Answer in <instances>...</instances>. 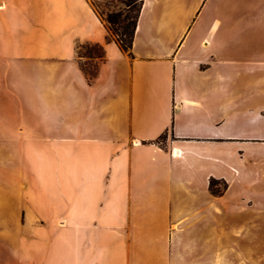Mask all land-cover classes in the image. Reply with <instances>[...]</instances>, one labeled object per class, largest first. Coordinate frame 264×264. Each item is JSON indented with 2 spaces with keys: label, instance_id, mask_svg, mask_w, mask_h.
Instances as JSON below:
<instances>
[{
  "label": "crops",
  "instance_id": "1",
  "mask_svg": "<svg viewBox=\"0 0 264 264\" xmlns=\"http://www.w3.org/2000/svg\"><path fill=\"white\" fill-rule=\"evenodd\" d=\"M67 1L0 0V264H227L264 0H142L129 51Z\"/></svg>",
  "mask_w": 264,
  "mask_h": 264
},
{
  "label": "rangeland",
  "instance_id": "2",
  "mask_svg": "<svg viewBox=\"0 0 264 264\" xmlns=\"http://www.w3.org/2000/svg\"><path fill=\"white\" fill-rule=\"evenodd\" d=\"M90 1L98 14L105 20L110 36L114 39L117 38V33H122V28L115 25V31L110 29L106 15L109 12L121 11L128 17L126 22L131 21L137 14L140 3L139 0ZM128 3H132V5L129 6ZM67 4L69 14L76 18L80 17L81 20L85 18V11L80 0H68ZM95 50L98 51L93 45H83L80 48V54L89 57ZM85 62L90 63L86 68L93 71V64H91L93 60H85ZM251 100L260 102L262 96L252 97ZM253 108L252 116L254 111L261 114L263 118L251 122L250 134L252 136L245 141V147H249L248 155L245 158L243 155L236 156L237 159L244 158L243 162H240V174L236 173L235 187L232 191L236 202H238L239 210L235 212L234 219L223 223L225 228L233 229L235 232L236 250L219 253L220 262L225 260L224 263L227 264H264V108ZM214 189L223 193L227 190V184L218 181Z\"/></svg>",
  "mask_w": 264,
  "mask_h": 264
},
{
  "label": "trees",
  "instance_id": "3",
  "mask_svg": "<svg viewBox=\"0 0 264 264\" xmlns=\"http://www.w3.org/2000/svg\"><path fill=\"white\" fill-rule=\"evenodd\" d=\"M134 1H136V0H134ZM139 2L140 3H139V6L137 8V14L135 15V17L131 21L126 22L128 17H127V15H124L121 11L109 12L106 15V21L109 24L110 29L115 31L116 30L115 25L121 26L122 33L121 34L117 33L116 40L120 44V47L125 51H129L132 48L134 33H135L136 26H137V20H138L139 12L141 9L142 0H139ZM128 5L129 6L132 5V3H128ZM123 17H124V19H123ZM121 23H123V24L121 25ZM92 45L98 51L95 50L93 55H89V56L90 57H101V56H103L102 45H99V44H92ZM216 183H217V181L214 179H212L210 181V190L213 194H221L222 192L214 189V186Z\"/></svg>",
  "mask_w": 264,
  "mask_h": 264
},
{
  "label": "bare ground",
  "instance_id": "4",
  "mask_svg": "<svg viewBox=\"0 0 264 264\" xmlns=\"http://www.w3.org/2000/svg\"><path fill=\"white\" fill-rule=\"evenodd\" d=\"M176 154V153H175Z\"/></svg>",
  "mask_w": 264,
  "mask_h": 264
}]
</instances>
